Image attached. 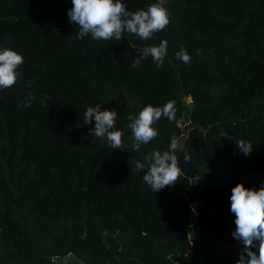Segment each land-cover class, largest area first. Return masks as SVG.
Here are the masks:
<instances>
[{
    "label": "trees",
    "instance_id": "1",
    "mask_svg": "<svg viewBox=\"0 0 264 264\" xmlns=\"http://www.w3.org/2000/svg\"><path fill=\"white\" fill-rule=\"evenodd\" d=\"M123 2L137 11L158 0ZM72 6L0 0V48L24 57L16 84L0 90V264L70 254L73 264H237L221 246L242 245L232 189L264 186V0H166L164 30L119 42L78 39ZM165 39L161 67L151 57L132 67L137 49ZM182 47L189 64L176 58ZM169 102L175 119L155 122L158 135L134 151L127 116ZM95 104L118 113L123 149L89 135L95 122L83 118ZM185 134L199 178L181 171L153 192L135 163Z\"/></svg>",
    "mask_w": 264,
    "mask_h": 264
},
{
    "label": "clouds",
    "instance_id": "2",
    "mask_svg": "<svg viewBox=\"0 0 264 264\" xmlns=\"http://www.w3.org/2000/svg\"><path fill=\"white\" fill-rule=\"evenodd\" d=\"M72 5L68 17L72 24L78 26V39L90 34L96 41L114 39L119 42L128 33L142 40H149L170 23L166 0H158L146 9L137 11H130L123 0H72ZM168 44L165 39L158 45L137 49L138 57L133 61L132 67H139L141 61L149 57L157 68L161 67L167 55ZM199 54L197 51V55ZM175 55L184 64L191 63L192 57L185 48H180ZM23 63L24 57L18 51L9 47L0 48V90L16 84L22 75L17 69ZM33 99L34 96L30 94L23 107H30ZM117 115L115 110H101V105L95 104L87 108L83 118L85 124L95 122L94 127L89 129V135L105 140L113 150L123 149V132L114 130ZM162 117L169 122L175 119V109L171 102L163 107L149 104L138 115L127 116V126L134 138V151H139L142 144H148L158 135L153 125ZM234 142L245 155L251 154L253 147L250 142L242 138L235 139ZM178 149L180 148L173 138L167 150L150 151L144 156L143 162L138 160L135 163L132 171L147 169L143 181L155 193L167 186H175L181 172ZM183 158L187 162V157ZM230 200V211L235 216L236 225L233 236L243 245L237 264H264V186L256 190L239 183L232 189ZM255 248H258V254Z\"/></svg>",
    "mask_w": 264,
    "mask_h": 264
},
{
    "label": "rangeland",
    "instance_id": "3",
    "mask_svg": "<svg viewBox=\"0 0 264 264\" xmlns=\"http://www.w3.org/2000/svg\"><path fill=\"white\" fill-rule=\"evenodd\" d=\"M185 101H186V104L188 106H191L192 99L190 97L185 98ZM180 121H181L182 126L184 127L185 126L184 120L181 119ZM186 135L187 134H185L184 137H182L180 140H178L176 142L182 146L185 139H186ZM224 245H226V246H224ZM227 245H229V246H227ZM221 246L222 247L224 246L223 249L226 250L227 252H229L233 255H239V256H240L242 248H243V245H236V244H229V243H223V245H221ZM254 250H256L257 254H258V248H255ZM202 261H203V257L198 259L197 263H201ZM73 262H76V258L73 254H70L67 257L62 258V261L61 262L59 261L58 263L59 264H73ZM79 264H85V263L79 262Z\"/></svg>",
    "mask_w": 264,
    "mask_h": 264
},
{
    "label": "water",
    "instance_id": "4",
    "mask_svg": "<svg viewBox=\"0 0 264 264\" xmlns=\"http://www.w3.org/2000/svg\"><path fill=\"white\" fill-rule=\"evenodd\" d=\"M188 140H189V136L187 134L186 139L182 146L177 143L180 148L178 149L177 154H178V160L180 163L181 171L185 175L189 176L190 178H199L200 171L198 170L197 166L190 160L188 152H187ZM184 156L187 157V162L184 161V158H183Z\"/></svg>",
    "mask_w": 264,
    "mask_h": 264
},
{
    "label": "built area",
    "instance_id": "5",
    "mask_svg": "<svg viewBox=\"0 0 264 264\" xmlns=\"http://www.w3.org/2000/svg\"><path fill=\"white\" fill-rule=\"evenodd\" d=\"M67 257V256H66ZM65 258V257H64ZM52 260L53 261H56V262H61L62 261V257H59V256H54L53 258H52Z\"/></svg>",
    "mask_w": 264,
    "mask_h": 264
}]
</instances>
